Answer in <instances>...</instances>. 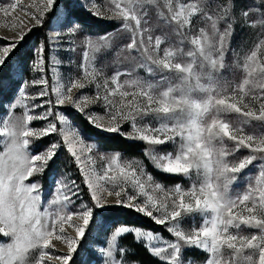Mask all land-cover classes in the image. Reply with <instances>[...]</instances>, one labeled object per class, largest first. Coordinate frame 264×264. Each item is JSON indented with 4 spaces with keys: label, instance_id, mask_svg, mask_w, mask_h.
I'll list each match as a JSON object with an SVG mask.
<instances>
[{
    "label": "snow or ice",
    "instance_id": "obj_1",
    "mask_svg": "<svg viewBox=\"0 0 264 264\" xmlns=\"http://www.w3.org/2000/svg\"><path fill=\"white\" fill-rule=\"evenodd\" d=\"M237 2L76 0L77 8L116 25L95 38L77 22L72 0L63 12L61 0L0 5L5 16L23 8L32 24L25 31L21 22L19 34L0 46V264H78L93 229L103 227L98 212L114 207L148 217L170 238L114 226L92 249L98 264H140L119 243L126 234L159 264H195L188 250L205 253L203 264H264V0L240 8ZM45 25L52 31L21 64L39 78L12 80L6 95L13 57L33 28ZM237 27L256 34L247 50L233 48ZM49 44H67L64 50L80 57L74 68L69 59L66 80L58 72L62 62L46 56ZM49 72L56 80L51 87ZM88 88L91 95L84 94ZM67 106L101 131L143 143L158 174L189 185L166 187L136 158L87 143L54 111ZM36 121L47 124L37 129ZM57 121L64 125L59 131ZM53 134L62 142L36 151V142ZM62 147L74 158L90 202L80 201L79 185L66 178L55 181L45 201L34 180ZM79 264H91V257Z\"/></svg>",
    "mask_w": 264,
    "mask_h": 264
},
{
    "label": "rangeland",
    "instance_id": "obj_2",
    "mask_svg": "<svg viewBox=\"0 0 264 264\" xmlns=\"http://www.w3.org/2000/svg\"><path fill=\"white\" fill-rule=\"evenodd\" d=\"M13 2V0H0V5L3 4H8ZM251 0H238L237 2V7L240 8L243 6V4L245 3H250ZM21 5L27 7L30 6L32 4V0H20ZM73 3L77 6L76 0H73ZM34 11V9H32ZM64 11V6L61 7L60 6V12ZM90 13V12H89ZM91 14V13H90ZM92 15V14H91ZM94 16V15H93ZM97 17V16H95ZM98 19H103L111 24H114L112 22H110L107 19L104 18H99ZM55 19V18H53ZM30 18L29 16L26 15L25 11L23 8L18 7L16 10H13V12H11L9 14V16H5L3 13H0V37H3L4 39H0V46L6 45L7 41L9 40V36L8 34H10L11 36H17L19 34V32L22 30L20 27V24L22 22V24L24 25L23 30H27L28 28L32 27V24L29 22ZM77 22L79 23V21L77 20ZM16 24L17 26L15 28L12 27L13 24ZM80 24V23H79ZM81 25V24H80ZM115 25V24H114ZM116 26V25H115ZM82 27V26H81ZM41 27L39 28H33V30L27 35L28 37L31 36V39L27 42L26 39L23 42V44L25 43L26 49L31 48L33 49L34 46L38 45L39 42L44 41V40H39V42H37L34 38L36 33L40 30ZM83 31L85 34H88L92 37H98L101 35H104L105 33H110L112 32V30H109L105 33H90L87 30H85L82 27ZM52 31V29L50 28V25L47 27V34H45V37L47 38V36L50 34V32ZM256 40V34L254 31H250L248 29H244L241 30L239 27H237L236 29V35L233 38L232 44H233V48H235L237 51H244L247 50L248 48H250L252 46L253 41ZM23 44L21 45V47L23 46ZM68 47L67 44H64L62 46H57L55 44H49L47 46V51H46V56L49 58V60L53 57L56 56L57 59H59L62 63L61 66L58 67V72L59 74H61L64 79L66 80L71 69L69 68V59L71 58V60L73 61V65L72 67L74 68L76 64L79 63L80 61V57L79 55L73 54L71 52L65 51L64 49H66ZM55 49V51H53ZM106 60H110L111 57L105 58ZM113 69H109L106 68L105 69V74L106 75H111ZM27 74V77H26ZM141 75H143V73H141ZM24 77V79H27L29 81H31L34 78H39L38 74L35 73H31V72H25L23 67H21L20 63L14 62L13 64V72H12V77L16 80H20L21 77ZM48 79H49V85L50 87L53 86L56 83V80L53 76V74L51 72H49L48 75ZM60 82H64V80H61ZM7 87L4 88V93L6 95H10L12 92V83H7ZM40 91V88H32L29 90V94L30 95H35L36 93H38ZM93 89L92 88H88L86 90H84V94L87 95H91L92 94ZM52 99L54 100L55 97L54 95L52 96ZM35 103L39 104L41 103V100H36ZM46 109H37V113L43 112ZM59 111L61 113H63L66 117V120L68 122V126H70L71 128H74L76 130L79 131V133L81 134L82 138L87 142V143H92L94 142L95 144H97L99 146V149L101 152H106L108 155L112 154V150H118V149H108L107 147H102L101 143L99 142V140L96 138L95 135L93 134H84L82 129L79 127L78 122L76 120H74L70 114L76 115V116H80L82 118H84L86 121V117L85 114H81L79 111L75 110L73 107L71 106H67V107H60L59 109H54V111ZM22 109H17L15 110V114L16 115H21L22 114ZM92 112L94 113H101L102 114V109L100 107H94L91 109ZM49 119H53V118H49ZM88 122V121H87ZM89 123V122H88ZM47 124V121H36L33 122L32 126L39 129L42 127H45ZM91 125V124H90ZM57 126H58V131L61 127H63V125H61L58 121H57ZM92 126V125H91ZM93 127V126H92ZM95 128V127H94ZM96 130H99L97 128H95ZM125 131L130 130L127 126H125ZM101 131V130H99ZM105 132V131H103ZM108 133V132H105ZM109 134H115V133H109ZM44 138H48L49 139V144L46 145L43 149L47 148L51 143L53 142H62L63 137L53 134L50 135L48 137H44ZM43 138V139H44ZM143 144V143H142ZM41 145L40 140L38 142H36V151L37 148ZM144 147H142V150L140 151V155H138L137 153H135L133 156H128L127 154H124V152H122V150H119L122 154L124 158L127 159H132V158H136L137 160L141 161L143 163V165L146 167L147 171L152 173V169L153 165L152 163L149 161L148 158H146L144 156V148L145 145L143 144ZM41 149V150H43ZM169 151L171 150V148L168 149ZM243 154H247V151H245ZM98 160V158H97ZM97 169L99 171L102 172V168H103V162H100L98 160L97 165H96ZM155 170V169H154ZM156 171V170H155ZM252 172H255V169L251 170ZM154 175V174H153ZM156 176V175H154ZM68 181H72L74 180L80 187V197L79 200L83 201V202H90V196L88 194V190L86 188V186L83 183V177L81 176V174L78 171V167L74 162V158H72L70 156V154L66 151L65 148H61L57 155L55 156L54 160L49 164L47 170L42 174V175H37L34 180L38 181L41 185H42V191H43V195L45 198V201H47L48 199L52 198L54 195V188H55V181L57 179H65ZM157 180L160 181L161 183H163L166 187H171L174 186L177 183L171 184V183H164L162 180H160L157 176H156ZM182 180L181 182H178L180 184H182L183 186L187 187L189 185V181L185 178L180 177ZM242 185L240 188L236 189V190H242ZM89 199V200H88ZM78 207V204H77ZM126 209H130L127 207H124ZM132 210V209H131ZM108 210H104L102 213L97 214V221L100 225H102L103 227H97L94 228L92 233L89 235L88 240L86 242V246L88 247V251H84L81 250V255L79 257V259L81 258V260H88L91 257V264H98V261L96 260V254L92 251L93 248H98L100 246V244L98 243V241H101L104 239V233L105 231H108L111 228H114V226H133V227H140L144 230H152L154 233H160L162 234L163 237L165 238H170L169 234L164 230V228L160 225H157L159 228L157 229H151L148 225V221H146V219L148 217L142 215L139 219V221H141V224H128L125 221H123L122 219H114V213L112 212H106ZM146 218V219H145ZM149 219V218H148ZM186 227L189 226L188 224L185 225ZM127 236H133L134 234H126L123 238H121L119 240V243L126 246L128 245L127 241L125 240V238ZM142 244V243H140ZM57 247L59 248L60 245H57ZM128 249V248H127ZM205 255V256H204ZM186 257L191 258L195 264H203L204 260L206 259V254L199 251V250H188L186 252Z\"/></svg>",
    "mask_w": 264,
    "mask_h": 264
},
{
    "label": "trees",
    "instance_id": "obj_3",
    "mask_svg": "<svg viewBox=\"0 0 264 264\" xmlns=\"http://www.w3.org/2000/svg\"><path fill=\"white\" fill-rule=\"evenodd\" d=\"M67 2H69V0H61V6L63 7L64 4ZM72 7L76 11V18L81 24V26L90 33H105L109 30H112L115 27L114 24H111L103 19H98L97 17L91 15L88 11L77 8V6L73 3V0H72ZM48 26L49 25H45L41 27L40 30L36 33L34 39L37 42H39V40H44V41L46 40L45 34H47L46 32H47ZM30 39H31V36L26 37L27 42ZM26 46L27 45L24 43L23 46L19 48V51L17 52L16 56L13 57L12 65L14 64V62L20 63L21 65L22 58H26L29 60L31 59L32 49L31 48L26 49ZM26 77H27V74H26ZM12 80H16V79L12 77L11 80H7L6 82L9 84V83H12ZM70 115L74 120L78 122V125L82 129L83 133L86 135L88 134L95 135L96 138L101 143L102 147H107L108 149L122 150V152H124V154H127L128 156H133L135 153L140 155V151L142 150V147H144L142 143L127 140L118 134H109L103 131L96 130L84 118L73 115V114H70ZM40 142H41V145L37 148V151H40L46 145H48L49 139L44 138V139H41ZM152 172L164 183L174 184V183L181 182L182 180L178 176H167L163 174H158L154 169H152ZM107 210L108 211L106 212L114 213V216H113L114 219H122L126 223L132 224V225L142 223L141 221H139L142 215L138 214L137 212L131 209H126L124 207H114V208L107 209ZM146 221H148V225L151 229L159 228L150 219L147 218ZM125 240L128 243L127 245L128 252L134 254L130 257L131 259L139 261L140 264H159L158 259L153 257L149 253V251L146 250L143 244L137 243L133 236H127ZM80 260L81 258L78 259V264Z\"/></svg>",
    "mask_w": 264,
    "mask_h": 264
},
{
    "label": "bare ground",
    "instance_id": "obj_4",
    "mask_svg": "<svg viewBox=\"0 0 264 264\" xmlns=\"http://www.w3.org/2000/svg\"><path fill=\"white\" fill-rule=\"evenodd\" d=\"M8 36H9V40L14 37V36H11L10 34H8ZM63 127H64V125H63ZM64 250H66V249H64Z\"/></svg>",
    "mask_w": 264,
    "mask_h": 264
}]
</instances>
